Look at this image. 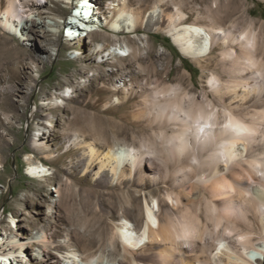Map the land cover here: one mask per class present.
I'll return each mask as SVG.
<instances>
[{"label":"bare ground","instance_id":"6f19581e","mask_svg":"<svg viewBox=\"0 0 264 264\" xmlns=\"http://www.w3.org/2000/svg\"><path fill=\"white\" fill-rule=\"evenodd\" d=\"M8 1L5 10H0V26L21 41L30 40V27L34 22L58 33L54 18L63 24V36L74 41L88 33L102 31L100 26L115 32L136 33L144 24L142 9L132 7L128 0H112L115 4L108 8L107 14L100 10L96 0H36L41 5L54 1L67 3L70 9L64 18L53 11L43 18L35 12L23 14L26 9L20 0ZM169 2L173 3L165 0L160 5L154 24L165 29L181 53L193 60H210L218 47L222 67L221 72H216L208 64L200 63L203 68L211 69L207 80L212 89H204L198 97L182 85L179 89L175 85H162L160 69L153 65L144 67V70H152L156 77L148 82L152 92L142 99L148 110L141 109L133 113V117L174 120L179 125L172 130L171 143H168L170 158L176 166L169 174L173 188L169 197L174 194L172 198L176 203L171 207L164 199L157 198L158 211L147 209V219L138 234L130 231L124 221L110 232L106 226L108 216L113 217L118 209H123V215L131 219L136 216L134 210L138 209L134 204L137 197L131 189L122 194L113 188L114 183L119 187L134 185L137 189H146L158 183L163 167L134 147L113 146L99 151L91 144L80 161L87 160L83 170L95 171L97 186L101 189L91 190L84 198L90 214L82 223L83 230L75 229L77 241L68 234L67 239L54 244L46 231L32 237L42 242L43 249L37 250L35 258L43 264L55 262L50 248L55 249L53 253L60 258L57 264H264V143H259V138H264V52L260 37L250 25L233 22L230 28L222 26L224 23L217 17L220 10L206 11L203 17L208 22H202L203 17L187 22L186 13ZM95 49L102 62H110L112 54L120 62L124 57L134 59L140 55V47L126 42L109 52H105L106 47L100 42ZM98 75L102 78L103 74ZM123 77V74L117 75L112 86L104 88V92H109L110 97L122 105L133 99L127 96L128 92L124 93L128 88ZM133 84H130L131 89H135ZM59 96L61 98V94ZM63 97L71 98L66 94ZM106 99L102 100L105 106L110 102ZM50 107L48 116L54 120L52 108L61 105L54 102ZM219 108L224 113L222 120ZM153 109H156L155 113ZM193 125L196 126L194 137L203 131L205 143L214 145L212 152L219 151L223 155L204 161L207 166L204 172L209 174L201 175L203 193L200 192L201 195L192 202L184 203L181 193L191 189L193 171L187 169L189 164L181 151L189 152V142L184 136ZM50 135L52 129L34 135L37 149L45 147L40 136ZM241 142L244 147H240ZM51 156L45 152L41 158ZM161 160L168 174V159ZM219 161H224V166ZM46 171L42 165L29 167L34 176L45 175ZM46 186L39 184L36 190ZM154 191L150 190V195ZM94 197L98 198L100 208L93 205ZM256 224L262 235L259 243L253 241ZM232 232H236L235 240L228 237ZM8 237L0 249L2 264H12L11 256L25 251L24 242L12 235ZM77 242L82 243L83 248L80 249ZM98 243L104 247L109 245L111 253L119 256L106 257L102 252L91 251ZM214 250L216 254L212 256Z\"/></svg>","mask_w":264,"mask_h":264},{"label":"rangeland","instance_id":"374dc122","mask_svg":"<svg viewBox=\"0 0 264 264\" xmlns=\"http://www.w3.org/2000/svg\"><path fill=\"white\" fill-rule=\"evenodd\" d=\"M20 1L26 9L23 14L35 12L42 18L49 11L64 18L70 9L63 1L47 5H41L36 0ZM128 1L132 7L141 8L144 14V24L139 26L136 33L115 32L100 26L102 31L88 33L74 41L63 36V24L54 18L58 23V33L47 30L37 22H30V40L21 41L0 26V249L4 239L8 240L11 235L25 243L22 254L15 253L11 256L12 264H43L40 259L35 258L37 250L43 249L42 242L32 238L38 232H48L54 244L58 240L67 239L68 234L77 241L75 229L83 230L82 223L90 214L84 198L91 190L101 189L97 186V178L93 173L95 171L83 170L87 160L80 161L91 144L99 151L113 146L134 147L145 152L146 156L153 157L163 167L158 183L146 189H137L134 185L119 187L114 183L113 188L122 194L131 189L137 197L134 204L138 209L134 210L136 216L131 219L123 215V209H118L113 217L108 216L106 226L109 231L124 221L130 231L138 234L147 219V209L158 211L157 198L164 199L171 207L176 203L172 198L174 194L169 197L173 190L169 174L176 166L170 158L168 143H171L172 130L179 125L174 120L133 117V113L141 109L148 110L142 99L152 92V88L148 89V82L156 77L152 70H144V67L153 65L160 69L162 85H175L178 89L182 85L198 97L204 89H212L207 80L211 69L222 71L220 50L216 47L210 60L206 58L198 61L185 56L170 34L154 24L160 5L165 0ZM168 1L170 0H166ZM8 2L0 0V10L4 11ZM96 2L104 14L115 4L112 0ZM172 2L168 4L178 6L186 13L187 22L203 17L206 11L220 10L217 17L224 23L222 26L230 28L233 22H239L242 26L250 25L258 33L264 52V0ZM155 9L157 12H152ZM202 22L208 20L203 17ZM99 42L105 45V52L126 42L136 48L140 47V55L134 59L124 57L120 62L112 54L109 56L110 62H102L95 49ZM200 63L208 64L211 69L207 66L203 68ZM98 74H103L102 78ZM121 74L124 75L123 80H126L128 88L124 93L130 92L127 96L133 97L123 105L112 99L109 92H104V88L112 86L116 76ZM131 83H134L135 89H131ZM64 94L71 98L65 99ZM103 99L110 102L105 106ZM54 102H58L61 107L52 108L56 117L52 120L48 113ZM155 112L156 109H153V113ZM223 114V110L219 108L220 120L223 119ZM49 129H52V135L40 136L45 147L37 149L34 135ZM195 129L196 126L193 125L184 136L189 142V152L181 151L189 164L187 169L193 171L191 189L181 193L184 203L192 202L203 193L204 179L201 175L209 174L204 172L207 167L204 161L223 155L219 151L212 152L214 145L208 141L205 143L203 131L195 138ZM75 139L76 142H73ZM259 143H264L263 137L259 138ZM243 144L241 142L240 147H244ZM45 152L52 156L49 159L41 158ZM162 158L168 159V174ZM219 164L224 166L225 163L219 161ZM31 165H42L47 170L46 174L34 176L29 172ZM39 184L47 186L37 191ZM150 190L155 191L150 195ZM92 200L93 205L100 208L98 198L94 197ZM259 229L256 224V233L253 235L255 243L262 241ZM228 237L235 240L236 232L228 234ZM78 245L80 249L83 248L82 243ZM50 249L52 260L55 261L52 264H57L60 258L53 253L56 252L55 249ZM91 251L102 252L106 257L119 256L111 253L109 245L104 247V244L102 246L99 243ZM215 254L216 250L212 256Z\"/></svg>","mask_w":264,"mask_h":264}]
</instances>
